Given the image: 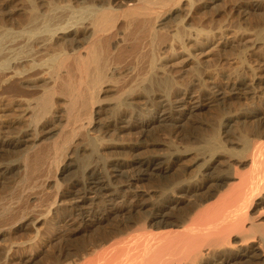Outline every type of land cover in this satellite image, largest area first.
I'll use <instances>...</instances> for the list:
<instances>
[{"label": "bare ground", "instance_id": "6f19581e", "mask_svg": "<svg viewBox=\"0 0 264 264\" xmlns=\"http://www.w3.org/2000/svg\"><path fill=\"white\" fill-rule=\"evenodd\" d=\"M21 1V6L14 11L8 4L0 11V91L3 95L0 98L7 96L8 104L14 103L21 108L28 123L14 134L0 137V152L21 155L20 160L0 163V175L8 178L6 176L14 170L22 168L24 181H33V185L28 184L34 187L31 189L27 185L31 191L27 189L24 196L16 197H20L18 200L0 203V242H7L3 245L5 249L0 248V264H8L14 247L33 250L17 264H40V260L42 264H256L261 260L264 257V225L263 229L260 226L262 230H256L259 225L255 222L258 221L246 213L251 202L264 193V58L259 54L264 43V2L243 3L235 10L242 17L254 15L256 20L253 48L258 56L250 81L241 77L237 81L229 79L223 86L198 85L200 89L194 90L178 88L167 71H158L154 66L153 42L159 28L175 12L173 7L163 9L177 2L183 4L184 0H134L124 15L121 31H117L119 18H116L117 10L113 12V5L129 0ZM205 1H208L205 4L215 2L214 11L220 0ZM191 4L188 5L191 7ZM205 4L200 8H206ZM176 31L175 37L179 38ZM129 58L146 62L144 71L139 73L136 69L138 73L134 74L136 71L131 70L121 79H115L114 74L123 70ZM38 74L45 78L43 83L27 82ZM109 81L115 84L114 98L111 94L109 100L105 98L107 101L113 99L108 107L111 118L100 125L98 132L102 136L90 137L91 110L100 104L99 91ZM139 89L146 93L140 101L135 96ZM246 96L255 101L254 110L240 111L238 107V112H222L218 125H213L215 121L209 123L206 117L205 126H210L208 123L212 126L206 133L197 131L200 144L192 143L195 139L185 144L188 134H180L177 141L183 143L182 147L160 148V152L150 149L158 154L145 158H140L144 155L133 158L130 153L133 159L109 160L111 155L101 163L91 158L93 163L75 165L81 158L76 161V157L75 163L69 162L59 168L65 156H69L66 150L76 136L88 145L85 159L92 156L99 159L100 143L121 148L122 144L112 141L130 136L134 130L144 133L157 124L177 130L212 102L229 105L228 100ZM139 103L147 111L142 112L144 108L139 107ZM6 104L3 100L0 106ZM56 121H64L65 126L57 127ZM70 124L74 126L68 128ZM53 133V137L45 139ZM105 137L111 138L110 141H103ZM148 138L151 141L150 136ZM174 138L175 135L172 140ZM74 154H77L75 149L71 155ZM46 160H51L53 165L56 162L58 174L75 165L80 176L55 193L47 205L38 204L40 212L34 215L35 211L28 213L26 207L31 202H43L40 194L48 180L41 177L49 173L52 166ZM145 181L154 182L156 189L151 184L148 185L153 190L149 192L135 188ZM59 182L56 179L58 187ZM149 193L153 194L151 200L147 198ZM182 204L185 205L181 207ZM18 219L22 221L17 225ZM38 224L45 227V237L40 231L43 226L38 228ZM29 228L35 232L30 244L24 240H10L14 233ZM234 236L239 237V248L231 244Z\"/></svg>", "mask_w": 264, "mask_h": 264}, {"label": "rangeland", "instance_id": "374dc122", "mask_svg": "<svg viewBox=\"0 0 264 264\" xmlns=\"http://www.w3.org/2000/svg\"><path fill=\"white\" fill-rule=\"evenodd\" d=\"M2 1V2H1ZM6 1V2H5ZM21 0H0V11H2V7L6 8V4H8L9 6H12L11 8H13V11L17 8V7H20L21 4H22V1L20 2ZM24 1V0H23ZM134 0H129L127 3H119V4H114L113 5V12L116 11L117 12V15H116V18L118 16L119 18V21H118V29L117 31H121L124 26H123V21L124 20V15H126L125 13H127L128 11V8L132 7V5L135 3V1L133 2ZM188 1V0H187ZM186 0H184L183 4L181 2H177L176 5L174 4V6H168L166 8L163 9V11H166L167 8L169 7H173V12L169 17V21L165 24V25H162L160 28H159V32L157 33L156 35V39H155V42L158 43V45L153 42V48H154V55H156V57L154 56V61L155 64L154 66L157 68L158 71L160 70H165V72L167 71L168 72V75L169 77L173 78L174 79V83H176L175 85L181 89L182 88H194V90H197V89H200L198 85H202L204 87H209L213 84H219V85H225L227 83V81L229 82L231 79V81H237L239 80L241 77L245 78L248 82L250 81L251 77H252V73L251 71H253V68L254 66L256 65V62H257V56H258V51L256 50V48H253L255 47V37H256V33L254 30H256V28H253L254 26H256V20L254 18V15H246V16H243L242 15H238L235 10L236 8H238V6L240 4H247V3H254L255 0H249V1H245V0H226L224 3H222L223 1H217L216 2V5H215V8L217 9H214L215 13H213V6L215 4L212 3H207L205 4L206 2L208 1H205V0H189L190 3L192 2L191 4V7L189 6L190 3H188ZM201 1V2H200ZM243 1V2H242ZM246 3H245V2ZM257 1H263L264 0H257ZM220 3L219 5L217 3ZM5 3V4H4ZM12 3V4H11ZM24 3V2H23ZM133 3V4H132ZM235 3V4H234ZM11 4V5H10ZM17 4V5H16ZM132 4V5H131ZM189 6H187V5ZM195 4H198L196 5V8H195ZM205 4L206 5V8H203L201 9L200 7H202V5ZM232 4V5H231ZM25 5V3L23 4ZM131 5V6H130ZM193 5V6H192ZM226 5V6H225ZM229 5V6H228ZM16 6V7H15ZM128 6V7H127ZM179 6V7H178ZM184 8L182 10V7ZM187 6V8H186ZM218 6H221L220 8ZM236 6V7H235ZM193 7L195 9H193ZM199 7V8H198ZM224 7V9H223ZM11 8L9 7V9L11 10ZM180 8V9H179ZM191 8V10H190ZM230 8V9H229ZM8 9V8H7ZM176 9V10H175ZM187 9V10H186ZM223 9V11H222ZM6 10V9H5ZM181 10V12L179 11ZM190 10V11H189ZM203 10V11H202ZM219 10V11H218ZM221 10V11H220ZM122 11L124 13H122ZM186 11V12H185ZM189 11V13H188ZM192 11V12H191ZM202 11V12H201ZM205 11V12H204ZM177 12V13H176ZM196 12V13H194ZM120 13V14H119ZM188 13V14H187ZM202 13V14H201ZM219 13V14H218ZM227 13V14H226ZM234 14V15H233ZM120 15V16H119ZM177 15H180L179 17ZM199 15V16H198ZM207 15V16H206ZM223 17H222V16ZM16 15H13L12 17L16 18L15 17ZM123 16V17H122ZM183 16V17H182ZM185 16V17H184ZM206 16V17H205ZM178 17V18H177ZM198 17V18H197ZM200 17V18H199ZM204 17V18H203ZM117 18V19H118ZM180 18V19H179ZM183 18H185L183 20ZM195 18V19H194ZM227 18V19H226ZM236 18V19H235ZM177 19V20H176ZM199 20V21H198ZM225 20V21H223ZM240 20V21H239ZM243 20V22H242ZM180 21V22H179ZM183 21V22H182ZM179 22V24H178ZM201 22V23H200ZM215 22V24H214ZM229 22V23H228ZM187 23V24H186ZM189 23V24H188ZM237 23H239L237 25ZM185 24V25H184ZM202 24V25H201ZM213 24V25H212ZM236 24V25H235ZM242 24V25H241ZM190 25V26H189ZM192 25V26H191ZM120 26V27H119ZM188 26V28L192 27L193 29H188L186 28ZM245 26V28H244ZM214 27V28H213ZM242 27V28H241ZM184 28V29H183ZM195 28V29H194ZM204 28V29H203ZM162 29V30H161ZM165 29V30H164ZM186 29V30H185ZM177 30V31H176ZM189 30V31H187ZM192 30V31H191ZM216 30V31H214ZM238 30V32L236 31ZM164 31V32H163ZM175 31H176V34L178 37H175ZM184 31V32H183ZM195 31V34L192 33ZM214 31V32H213ZM223 31V32H222ZM240 31V32H239ZM181 34V37L180 35L178 34ZM186 32V33H185ZM221 32V33H220ZM166 33V34H164ZM184 33V34H183ZM198 33V34H197ZM217 33V34H216ZM183 34V35H182ZM161 35H164V36H161ZM174 35V36H173ZM172 36V37H171ZM162 37V38H161ZM159 38V39H158ZM175 38H177L175 40ZM182 38V39H181ZM168 39V40H167ZM180 40V41H179ZM229 40V41H228ZM175 41V42H173ZM179 41V42H178ZM225 41V42H224ZM183 42V43H182ZM239 44V45H238ZM184 45V46H183ZM263 45V46H262ZM261 46V52L259 51V54L261 57L264 58V43L262 44ZM156 46V47H155ZM160 46V47H159ZM252 46V47H250ZM158 47V48H157ZM254 49V50H253ZM156 50V51H155ZM256 51V52H255ZM156 58V59H155ZM131 59L129 58L128 62L126 61L124 63V67L122 68L123 70H119L118 72H116L114 74V78L115 79H121L120 77L123 76V74H129V72H131V70H134L139 72V73H142L145 69V66L144 64H146V62H138V61H130ZM134 64H133V63ZM132 63V64H130ZM136 63V64H135ZM140 66H138V65ZM254 64V65H253ZM135 65H137V67H135ZM158 66V67H157ZM197 66V68H196ZM249 66V67H248ZM132 67V68H131ZM160 67V68H159ZM166 67V69H165ZM200 67V68H199ZM126 68V69H125ZM139 68V69H138ZM187 68V69H186ZM179 69V70H178ZM191 69V70H190ZM197 69V70H196ZM199 69V71H198ZM251 69V70H250ZM163 70V71H164ZM181 70V72H180ZM202 70V71H200ZM241 70V71H240ZM134 72V74L138 73V72ZM205 71V72H204ZM235 71V72H234ZM237 71V72H236ZM240 71V72H239ZM249 71V72H248ZM121 72V73H120ZM132 72V73H133ZM170 73V74H169ZM200 75H199V74ZM238 74V75H235V74ZM194 74V75H193ZM178 75V76H177ZM197 75L198 78H197ZM38 77L36 76H30L31 78L28 79L29 81H27L28 83H33L34 81H37V83H43L44 81V77L41 75V74H38L37 75ZM173 76V77H172ZM189 76V77H188ZM214 76V77H213ZM228 76V77H227ZM237 76L239 78H237ZM113 77V75H112ZM118 77V78H117ZM189 79H188V78ZM195 77V78H194ZM230 77V78H229ZM186 78V79H185ZM197 78V79H196ZM234 78V79H233ZM236 78V79H235ZM241 78V79H242ZM243 78V79H244ZM172 79V80H173ZM178 79V80H176ZM200 79V80H199ZM204 79V80H203ZM225 79V80H224ZM244 79V80H245ZM176 80V81H175ZM188 80V81H187ZM206 80V81H205ZM179 81V82H178ZM222 81V82H221ZM224 81V82H223ZM111 82V83H110ZM181 82V83H180ZM189 82V83H188ZM108 82H106L105 84H103V88L101 87L100 89V93H99V99H100V104L97 105V106H94L92 108V113H91V118L93 120L92 121V125L90 124V127L88 126V130L90 132L89 135L90 137H97L99 135H103L101 134V132L99 133L98 130H99V127L100 125H102L106 120L110 119V113L111 111L108 110L109 108V105L112 104L110 102L113 101V99L111 101H107L106 99H110L111 95L112 97L114 98L115 96V84L112 82V81H109V83L111 84H107ZM113 83V85H112ZM178 84V85H177ZM182 84V85H181ZM110 85V86H109ZM197 85V86H196ZM111 88H109V87ZM180 86V87H179ZM191 86V87H190ZM114 87V88H113ZM195 87H198V88H195ZM106 90H105V89ZM109 88V89H107ZM104 89V90H103ZM154 90L155 87L153 88ZM102 90V91H101ZM108 91V92H107ZM158 89L155 91V93H158ZM103 92V93H102ZM107 92V93H105ZM1 93V91H0ZM114 93V94H113ZM141 93V94H140ZM111 94V95H110ZM137 95L136 98L139 100V99H142L141 97H144V95L146 94L145 92H143V90L139 89L137 91V93H135ZM2 97V93L0 94ZM107 96V97H106ZM109 96V97H108ZM248 97V98H247ZM5 98H8L7 96L4 97V99L1 100L0 98V103L2 104V101H6V108H3L5 107L4 105H1L0 106V137H3V136H6L7 134L8 135H12L14 134L15 132H17L19 130L20 127L24 128L26 126V124L28 123V120L27 119V116H24L22 111H21V108L17 107L16 104L14 103H11V104H8V99H5ZM106 98V99H105ZM108 99V100H109ZM17 100V99H15ZM106 100V101H105ZM235 103V104H233ZM231 100H228L227 103L229 102V105H226V104H223V103H217V102H212L210 105L204 107L203 110H201L200 112L197 113V115H194V118L193 120H189L188 121V124H185L182 125V127L180 128H177V130L174 128V129H170L168 127H163L161 126L160 124H157L155 126H153L149 132V130L145 131L144 133L143 132H137V131H133V133H136V134H133V133H130L128 135H125L123 137H121L120 139H118V141H115L113 140L112 142H119L121 146V148H111L109 146H107L106 144L103 143H100L98 144L99 146V156L100 158H96V156H92L90 157L88 160L85 159V155L89 152L88 150V145H86L84 143V141L82 139H80L78 136H76L74 139V142L72 140V144L69 145L68 147V152L66 150V153H70L69 156H72V157H69V156H65V159L62 160L61 162V165H59V168L60 167H64V165L66 163H75L76 161H78V163H75L80 165V162H81V165L83 164H86L88 163L89 161L91 162V158H92V161L95 162L96 160L99 161V163L103 162L104 160H108L109 157L110 159L109 160H113L115 158L119 159V157L121 158H126V159H133V158H139L141 155H144V156H141L140 158H145L146 156H151V155H154V154H158L154 151H156V149L160 152L162 150H164L165 147H171L172 146H177L179 145V148L183 146V143H180L178 142V138L182 135V134H188L189 136H191V138L188 136L185 137L186 140H184L185 144L186 142H191L192 140V143H196V144H200L197 143L198 139L200 140L201 137H199V133L197 135V131L200 132V133H206L207 131V128L209 129L210 126H212V124H209L211 122H215L213 123V125H218L219 122H220V118L219 117H222L223 114L225 113L226 114V111H232V112H238L239 109L241 108L240 111H251V110H254V106H255V101L253 99H250L249 96H246V98H243V99H240V100H236V99H231ZM107 102L106 105L104 102ZM140 101V100H139ZM237 101V102H236ZM254 101V102H253ZM109 102V103H108ZM17 103V102H15ZM104 103V104H103ZM233 105H231V104ZM239 103V104H238ZM222 104V105H221ZM249 104V106H248ZM244 105V106H243ZM9 106V108H8ZM139 107H141L142 105L139 103L138 104ZM211 106V107H210ZM214 106V107H213ZM228 106V107H227ZM16 107V108H15ZM144 108V106H142ZM141 107V108H142ZM213 107V108H212ZM224 109H223V108ZM230 107V108H229ZM239 107V109H238ZM13 108V109H12ZM106 108V109H105ZM216 108V109H215ZM219 108V110L217 109ZM228 108V109H227ZM234 108V109H233ZM223 109V111L221 110ZM234 110V111H233ZM236 110V111H235ZM144 111H147L145 110H142V112ZM221 111V112H220ZM99 112V113H98ZM107 114H106V113ZM223 112V114H222ZM102 113V114H100ZM104 113V115H103ZM100 115V116H99ZM102 115V116H101ZM209 115V116H208ZM20 116V117H19ZM23 118H22V117ZM209 118V120L207 118ZM26 118V119H25ZM196 118V119H195ZM206 118V119H205ZM215 120H213V119ZM24 119V120H23ZM197 119H199V123L197 121ZM20 120V121H19ZM197 122H196V121ZM204 120H207L210 121L208 123V125L210 126H205V123H204ZM23 121V122H22ZM57 122V123H56ZM55 123L57 124V127L60 126H65V122L64 121H56ZM195 122V123H194ZM54 123V125H55ZM61 123V124H60ZM201 123V124H200ZM204 123V124H203ZM14 124V125H12ZM97 124V125H96ZM200 124V125H199ZM195 125V127H194ZM53 126V125H52ZM73 127L74 125L73 124H70L68 125V128L70 127ZM190 126V127H189ZM193 126V128H192ZM197 126H198V129L197 130ZM204 127V129L202 127ZM16 129H14V128ZM20 128V129H22ZM90 128V129H89ZM188 130H187V129ZM196 128V129H195ZM206 128V129H205ZM192 129V130H190ZM152 130V131H151ZM172 130V131H171ZM174 130V131H173ZM176 130V131H175ZM187 130V131H185ZM15 131V132H14ZM181 131V133H180ZM191 131H193L191 133ZM150 133L148 135V133ZM152 132V133H151ZM172 132V133H171ZM178 132V133H177ZM187 132V133H186ZM143 133V134H142ZM145 133L148 135L144 136ZM176 133V134H174ZM191 133V135L189 134ZM196 133V134H195ZM98 134V135H97ZM138 134V135H137ZM152 134H153V137H152ZM178 134V135H177ZM181 134V135H180ZM49 135V136H48ZM45 136V139L46 138H49V137H53V135H55L54 133L53 134H48ZM52 135V136H51ZM140 135H143L142 137H140ZM167 135V136H165ZM170 135L172 137H170ZM175 135V138L176 140H172V138L174 137ZM135 136V137H134ZM150 136V140L149 141V137ZM157 138H156V137ZM55 137V136H54ZM130 137V138H129ZM146 137V138H145ZM178 137V138H177ZM193 137V138H192ZM198 137V138H197ZM156 138V139H155ZM171 138V139H170ZM197 138V139H196ZM79 141H77V140ZM105 139V140H104ZM108 139V140H107ZM103 138V141H110L109 139L111 138ZM144 139L145 142H142ZM125 140V141H123ZM139 140V141H138ZM141 140V141H140ZM147 140V141H146ZM154 140H156L155 142H153ZM191 140V141H189ZM83 141V142H82ZM122 141L124 143H122ZM149 141V142H148ZM163 144H161V142ZM173 141V142H172ZM102 142V140H101ZM128 143V145L126 146V144ZM151 142V143H150ZM158 142V143H157ZM174 142H177V143H174ZM76 143V145H74ZM78 143V144H77ZM81 143V146H79ZM106 143V142H105ZM150 143V144H149ZM156 143V144H155ZM174 143V144H173ZM180 143V144H179ZM202 143V142H201ZM142 144V145H141ZM146 144V145H145ZM173 144V145H172ZM176 144V145H175ZM131 147H130V146ZM140 145V146H139ZM164 145V146H162ZM182 145V146H181ZM78 146V147H77ZM84 146V147H83ZM103 146V147H101ZM125 146V147H124ZM129 146V147H128ZM146 146V147H145ZM87 147V148H86ZM101 147V148H100ZM106 147V148H105ZM146 148H149V149H146ZM160 148L162 150H160ZM75 149L77 151V154L75 155H71L72 153V150ZM78 149V150H77ZM125 149V150H124ZM135 149V150H134ZM141 149V150H140ZM150 149H155L154 151L150 150ZM80 150V151H79ZM118 150V151H117ZM130 150V151H129ZM146 150V151H145ZM149 150V151H148ZM83 151H85V153H83ZM105 151V152H103ZM128 151V153H127ZM157 151V152H158ZM0 163H5V162H8V161H11V160H20L19 158L21 157L20 154H12L10 152H0ZM80 153V154H79ZM107 154V156L105 154ZM131 153V154H130ZM135 153V154H134ZM82 154V155H81ZM134 156L132 158H130V155ZM134 154V155H133ZM105 155V156H104ZM74 156V157H73ZM136 156V157H135ZM68 157V158H67ZM78 157V158H76ZM95 157V158H94ZM67 158V159H66ZM71 158V159H69ZM76 158V159H75ZM84 158V160H82ZM5 159V160H4ZM73 159V160H72ZM76 161H75V160ZM101 160V161H100ZM47 162H51V160H46ZM45 161V163H47ZM64 161V162H63ZM75 161V162H74ZM54 162V161H53ZM85 162V163H84ZM91 162V163H93ZM56 162L54 163H50V165H52L51 167H54L55 168H51L50 166V172L46 174L43 173L42 174V179L43 180H48L46 181V184H45V189L43 190V192L40 194L43 202L41 203H30L28 204V206L26 207V212L28 213H33L34 211V215L39 213L40 211L38 210L40 207H38L40 204H43V205H47V203H49L51 200L54 199L55 195L57 194L58 191H60V189H65L66 186H67V183H69L70 180H73L74 178H77L80 176V170L77 169V167L74 165L72 168H70L69 170H67L66 172L62 173V174H58L59 173V168L56 167ZM48 165V164H47ZM76 168V169H75ZM55 169V170H54ZM58 169V171H57ZM21 170V171H20ZM73 170V172H71ZM18 171V172H17ZM22 168H20L19 170H14L11 174H9V176L7 175L6 177L8 178H3L1 175H0V203L3 202H11V201H15V200H18L20 199L19 198H16L18 196H24L25 195V191H27V189H32L34 186L33 185V181H28L29 184H32V185H29L28 182L25 184V181L24 179V176H25V173L22 172ZM52 171V172H51ZM57 171V172H55ZM75 171V172H74ZM22 172V173H21ZM20 173V175H19ZM67 173V174H66ZM70 173V175H69ZM45 174V175H44ZM52 175V177H54L55 175V178H52V177H49L48 175ZM24 175V176H23ZM44 175V176H43ZM50 175V176H51ZM48 176V177H46ZM59 176V177H58ZM62 176V177H61ZM77 176V177H76ZM57 177V178H56ZM67 177V178H66ZM45 178V179H44ZM47 178V179H46ZM50 178V179H49ZM52 178V179H51ZM31 179V177H30ZM56 179H58V181H61L59 182L61 185L58 187L55 185V181ZM29 180V179H28ZM52 180V181H51ZM62 180H64L62 182ZM48 182V183H47ZM66 182V183H65ZM65 184V185H64ZM151 184V186L153 185L154 189H156L155 187V183L154 182H150V181H145V182H142V183H139L135 186L136 189L138 190H144L147 192H149L152 187L149 186ZM29 185V187L27 186ZM53 185V186H51ZM140 185V186H138ZM142 186V187H141ZM149 186V187H148ZM22 187V188H21ZM54 187V188H52ZM64 187V188H63ZM146 187V188H145ZM151 187V188H150ZM26 188V189H25ZM148 188V189H147ZM28 190V191H31ZM53 189V190H52ZM23 190V191H21ZM149 190V191H148ZM153 190V189H152ZM21 191V193H20ZM27 191V192H28ZM24 192V193H23ZM26 192V193H27ZM20 193V194H18ZM23 193V194H22ZM56 193V194H55ZM55 194V195H54ZM14 195V196H13ZM54 195V196H53ZM153 194L149 193L147 198L148 200H151L153 197L151 196ZM15 197V198H14ZM152 197V198H151ZM262 198V199H261ZM11 199V201H10ZM253 202V203H252ZM251 202V204L253 205H249V208L250 210L247 211L246 215L250 216L249 218H253V220L255 221H258V222H255L257 223V225H259V227L256 228V230H262L263 229V225H264V193L260 194L259 198L258 199H255ZM39 204V205H38ZM259 204V205H258ZM185 204H182V206H184ZM252 206V207H250ZM38 207V208H37ZM262 207V208H261ZM248 208V209H249ZM258 209H259V212H258ZM33 211V212H32ZM252 212V213H251ZM254 213V214H253ZM260 213V214H259ZM258 214V216H257ZM253 215V216H252ZM255 215V216H254ZM262 215V216H260ZM255 217V218H254ZM259 217V218H257ZM257 218V220H256ZM22 220L21 219H18V221L16 222L17 225H18V222H21ZM258 223H262V224H258ZM38 228L42 227L43 225L41 224H38ZM261 226V228H260ZM260 228V229H259ZM30 229V228H29ZM22 230V231H19L17 233H14L12 235V237L10 238L11 241H27L26 244H30L33 240H34V231H31L30 230ZM41 230V233H42V237H45L46 232H45V227L43 226L42 228H40ZM23 232V233H22ZM29 232V233H28ZM19 233V235H17ZM32 233V234H31ZM34 234V235H33ZM29 235V236H27ZM33 236V237H32ZM237 236V235H236ZM29 237V238H28ZM235 237V236H234ZM232 238L231 240V244L232 246H234L235 248H239L240 245L239 244V237H235V238ZM32 240V241H30ZM11 241H8V242H11ZM30 241V242H29ZM235 241V242H234ZM238 242V243H237ZM7 243V242H6ZM5 243V244H6ZM235 243H237L236 245H234ZM4 242H0V248H4L3 245H5ZM258 244H256L255 246H257ZM237 246V247H236ZM6 248V246H5ZM4 248V249H5ZM31 252L33 253V250L31 251L30 248H23V247H20V248H16L14 247L13 251L11 249L10 251V258L7 260V263L8 264H17V261L19 259H23L24 257H28L31 255ZM264 258V257H263ZM261 259L259 260L256 264H264V259ZM261 261V262H260ZM263 261V262H262ZM41 262H43L42 260H40V264H42ZM247 264V263H245Z\"/></svg>", "mask_w": 264, "mask_h": 264}]
</instances>
